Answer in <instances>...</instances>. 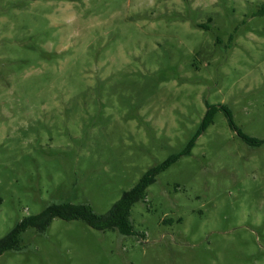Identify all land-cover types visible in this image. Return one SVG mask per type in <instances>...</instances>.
Instances as JSON below:
<instances>
[{
	"label": "rangeland",
	"instance_id": "rangeland-1",
	"mask_svg": "<svg viewBox=\"0 0 264 264\" xmlns=\"http://www.w3.org/2000/svg\"><path fill=\"white\" fill-rule=\"evenodd\" d=\"M263 4L0 0V238L53 202L107 213L208 105L264 140ZM131 220L54 218L0 264H264V142L217 111Z\"/></svg>",
	"mask_w": 264,
	"mask_h": 264
},
{
	"label": "trees",
	"instance_id": "trees-1",
	"mask_svg": "<svg viewBox=\"0 0 264 264\" xmlns=\"http://www.w3.org/2000/svg\"><path fill=\"white\" fill-rule=\"evenodd\" d=\"M264 14V4L260 11ZM223 110L229 119L230 125L237 131L238 135L247 143L257 145L264 140L252 137L237 128L234 123L231 111L225 104L208 105V110L203 118L200 130L190 139L183 151L169 156L162 163L147 171L140 181L129 191H125L122 197L116 201L112 208L105 214L95 212L90 203H74L72 201L53 202L37 214H32L19 220L14 227L0 238V255L7 251H18L23 248V233L34 228L37 232H44L50 226L54 218L64 220H83L90 226L97 229H116L125 235H140L131 220V209L139 201L147 197V189L150 184L156 181L157 175L176 162L183 154H188L199 136L211 122H213L217 111Z\"/></svg>",
	"mask_w": 264,
	"mask_h": 264
}]
</instances>
